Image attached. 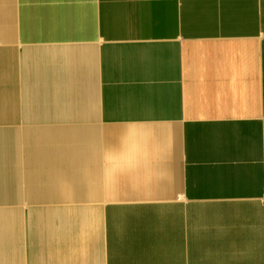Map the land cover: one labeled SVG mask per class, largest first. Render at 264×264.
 Here are the masks:
<instances>
[{
	"label": "crops",
	"instance_id": "obj_1",
	"mask_svg": "<svg viewBox=\"0 0 264 264\" xmlns=\"http://www.w3.org/2000/svg\"><path fill=\"white\" fill-rule=\"evenodd\" d=\"M0 142L4 264H264V0H0Z\"/></svg>",
	"mask_w": 264,
	"mask_h": 264
},
{
	"label": "rangeland",
	"instance_id": "obj_2",
	"mask_svg": "<svg viewBox=\"0 0 264 264\" xmlns=\"http://www.w3.org/2000/svg\"><path fill=\"white\" fill-rule=\"evenodd\" d=\"M0 145H3V142H0ZM2 238H3V236L1 235L0 242L2 241ZM0 246H1V248H0V264H4V247L2 244H0Z\"/></svg>",
	"mask_w": 264,
	"mask_h": 264
}]
</instances>
